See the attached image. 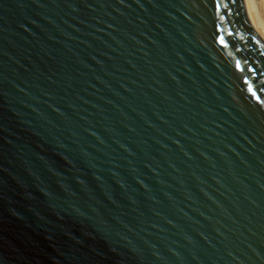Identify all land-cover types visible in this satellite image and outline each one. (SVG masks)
<instances>
[{"label":"water","instance_id":"obj_1","mask_svg":"<svg viewBox=\"0 0 264 264\" xmlns=\"http://www.w3.org/2000/svg\"><path fill=\"white\" fill-rule=\"evenodd\" d=\"M0 264H264L250 0H0Z\"/></svg>","mask_w":264,"mask_h":264},{"label":"bare ground","instance_id":"obj_2","mask_svg":"<svg viewBox=\"0 0 264 264\" xmlns=\"http://www.w3.org/2000/svg\"><path fill=\"white\" fill-rule=\"evenodd\" d=\"M250 6L254 19L264 32V0H250Z\"/></svg>","mask_w":264,"mask_h":264}]
</instances>
